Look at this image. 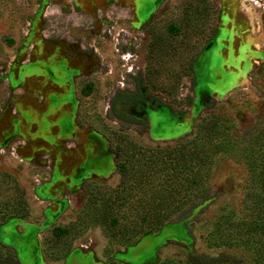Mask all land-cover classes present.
Instances as JSON below:
<instances>
[{
  "label": "rangeland",
  "instance_id": "rangeland-1",
  "mask_svg": "<svg viewBox=\"0 0 264 264\" xmlns=\"http://www.w3.org/2000/svg\"><path fill=\"white\" fill-rule=\"evenodd\" d=\"M138 88L123 113L147 116L148 127L111 107L117 91ZM215 102L237 136L264 118V0H0V173L25 190L29 213L3 225L1 241L23 264L215 253L205 223L243 208L239 149L218 156L215 197L193 218L175 220L187 208L135 244L114 236L99 206L121 183L119 135L184 137ZM58 226L69 232L55 237Z\"/></svg>",
  "mask_w": 264,
  "mask_h": 264
},
{
  "label": "trees",
  "instance_id": "trees-1",
  "mask_svg": "<svg viewBox=\"0 0 264 264\" xmlns=\"http://www.w3.org/2000/svg\"><path fill=\"white\" fill-rule=\"evenodd\" d=\"M135 79L139 85L143 76L140 74ZM140 95L139 88L137 92L119 90L111 107L120 117L148 127L147 116L123 113L128 105L139 101ZM232 103L228 101L227 105ZM155 105L166 104L157 101ZM235 126L225 106L215 102L207 106L193 131L184 137L151 140L146 144L119 135L113 153L117 155L116 169L121 183L99 206L105 221L115 230L114 236L129 244L158 233L175 220L193 218L195 210L212 200L215 194L211 179L221 154L239 149L247 169L243 208L235 214L232 210L225 211L205 223L204 239L209 247H217L215 253L189 251L182 257L158 255L156 260L145 264H264V118L242 136L235 134ZM97 192L92 189L90 198ZM123 207L127 211L119 220L116 212ZM27 208L26 193L19 182L7 181L5 173H0V228L10 219H25L29 214ZM187 208L190 211L186 212ZM68 232V227L58 226L53 230L57 238ZM0 264H23L16 251L1 239ZM110 264L130 263L112 259Z\"/></svg>",
  "mask_w": 264,
  "mask_h": 264
}]
</instances>
